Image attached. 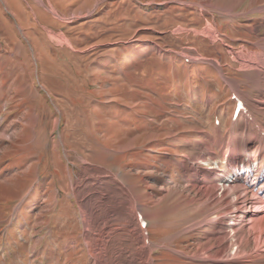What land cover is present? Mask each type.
Wrapping results in <instances>:
<instances>
[{"label":"rangeland","instance_id":"374dc122","mask_svg":"<svg viewBox=\"0 0 264 264\" xmlns=\"http://www.w3.org/2000/svg\"><path fill=\"white\" fill-rule=\"evenodd\" d=\"M263 6L0 0V264H94L78 199L99 212L114 196L127 200L111 189L117 183L147 220L151 264H217L190 254L211 230L224 231L228 244L241 231L198 206L201 198L216 205L217 195L224 207L226 198L192 188V171L224 170L234 152L220 144L244 136L247 121L230 117L232 91L264 120V73L243 64L264 59ZM82 166L101 170L91 187L78 183ZM116 215L101 233L122 255L117 264H128Z\"/></svg>","mask_w":264,"mask_h":264},{"label":"bare ground","instance_id":"6f19581e","mask_svg":"<svg viewBox=\"0 0 264 264\" xmlns=\"http://www.w3.org/2000/svg\"><path fill=\"white\" fill-rule=\"evenodd\" d=\"M260 10L264 11V6L261 7ZM261 47L264 50V42L261 44ZM262 57L263 55L261 54L256 55L253 57L254 59L245 60L243 64L250 70H255L257 72L262 71L264 73V59ZM253 121L257 122L255 119H253ZM262 121H258L257 123H259V125H264V120ZM244 129L246 134L245 139L243 138V134H241L240 136H233L231 141L225 140L220 144L221 147H225V150L234 152L232 156H228L227 159L225 158L224 170H218V167H202L197 170L193 169L192 171L194 182L191 187L203 186L202 189L204 192L202 193L204 196L216 195L219 190V192H221L220 195H222L221 197L226 198V206H220V199L217 195L216 197H218L217 200L219 201L218 203L216 202V205L208 202L206 199L202 200V198L197 199L199 204L196 200L191 199L187 201V204L197 203L202 210L205 208V210L209 211L207 213L208 215L218 216L215 219L217 225L230 230H234V228H237V230L240 229V236L239 238L236 236L238 240L235 238L234 242L232 241L233 244H228V242L224 240V231L214 233V231L211 230V234H208L209 238L206 237L205 233L203 238H207V240L204 242L201 250H196L195 253L190 254L191 257H195L202 261H204V259L211 260L217 264H264V208H261L260 200V195L264 191V134L256 132L251 124H247ZM244 167H249L251 171L245 177H239L238 172ZM82 169L83 171L80 173L81 179H79L78 183L82 182L81 185L86 183L85 187L93 186L90 178H96L94 175L101 170L97 169L93 171L91 167L83 166ZM262 171L263 173L261 174ZM229 174L232 176L227 180ZM102 177L104 176H101V178ZM107 181L113 183V178H109ZM117 184H115L116 187L113 185L111 189L114 190V192L116 188H119L118 190L121 189L120 193L125 196L127 200L122 198V202L119 197L117 198V196H114L116 200L112 205L105 206L103 209L99 210V212L95 209H91L92 205H90L89 202L85 205L80 203L77 197L79 202V214H81V220L84 223V229L86 230L85 234L89 242V253L92 252L91 257L94 259V264H117L120 261L123 262V258H121L122 255L117 253V248H113L114 243L110 246L107 241L105 242L103 240V234L101 232L104 231L100 228L110 220L112 221V217L117 218L118 216L116 214H119V217H122L124 221L123 225L125 230L123 232L128 233V237L124 236V238L130 244L126 245L131 248V259L128 264H151L150 256L153 252L152 245H148L147 243L146 246L143 245V240L146 237L144 234L145 229L140 228L139 222L137 221V214L135 213L136 206L130 202L132 199L130 190L123 188L120 183ZM76 192L77 188H75L74 185L72 194L75 196ZM230 195L232 200L228 201ZM123 206L126 209L121 212ZM137 206L139 207V205ZM125 210L127 215L125 214L126 212L124 213ZM207 217L208 216H205L203 219H200L198 223L192 224V227L204 225L207 221ZM111 237L113 236L109 235L108 239ZM211 239L216 243L215 246L207 245ZM119 242L121 245V241L118 239V243ZM231 245H237V253L233 258H227L225 254L228 250L232 249L230 247ZM211 249L213 250L210 252ZM237 254L240 256L238 257Z\"/></svg>","mask_w":264,"mask_h":264}]
</instances>
